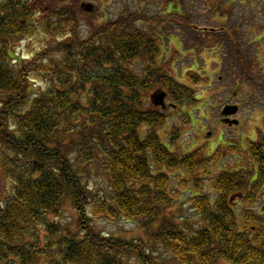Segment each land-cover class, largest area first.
<instances>
[{"label": "trees", "instance_id": "trees-1", "mask_svg": "<svg viewBox=\"0 0 264 264\" xmlns=\"http://www.w3.org/2000/svg\"><path fill=\"white\" fill-rule=\"evenodd\" d=\"M129 17L82 38L70 5L0 0V173L13 184L0 206V264H36L40 258L42 264H127L130 257L156 263L147 260L143 242L97 231L91 222L98 218H129L142 229L161 219L155 238L167 241L182 264H214L219 258L264 263V232H241L226 201L245 187L246 176L216 177L214 206L202 194L194 197L206 221L191 236L164 217L170 177L153 175L152 168L190 172L199 166L198 153L177 158L162 144L155 128L165 114L154 104L146 108L144 93L158 86L174 103L194 104L195 97L155 66L158 35L132 29L137 16ZM171 19L184 18L169 13L152 22L162 26ZM40 36L43 41L24 60L7 41ZM137 65L142 76L134 72ZM36 82L44 86L33 94ZM250 150L257 159V178L249 182L255 189L264 181V140L250 142ZM96 156L104 159L108 198L89 196L85 183L86 166ZM66 198L76 216L73 227L49 219L59 215Z\"/></svg>", "mask_w": 264, "mask_h": 264}, {"label": "rangeland", "instance_id": "rangeland-1", "mask_svg": "<svg viewBox=\"0 0 264 264\" xmlns=\"http://www.w3.org/2000/svg\"><path fill=\"white\" fill-rule=\"evenodd\" d=\"M43 3L56 8L68 5L74 8L82 38L89 37L108 21L137 16L132 20V29L137 28L151 37L154 33L158 35L155 66L192 89L194 104L174 103L167 96L163 110L158 108L166 117L164 124L155 128L162 144L177 158L195 149L198 153L195 158L199 166L190 172L170 170L166 166L152 168L153 175L163 172L170 177L166 192L171 202L163 210L169 223L189 233L188 236L201 230L206 219L195 208L194 197L202 194L214 206L215 178L236 173L248 179L244 188L228 195L226 200L235 213L238 229L248 236L258 230L264 232V181L255 189L249 185L257 178V159L248 153L251 141L264 140V0H43ZM88 5L89 12L85 10ZM169 13L182 16L183 22L171 19L162 26L152 22L154 17H166ZM38 40L43 41V37L31 40L13 37L7 41L24 60L30 58L31 46L38 47ZM133 69L138 75L143 73L140 65ZM43 86L33 83L31 92L35 94ZM159 90L162 88L157 86L144 93L146 108H156L150 95ZM227 107L238 108L235 118L239 126L231 127L222 121L223 117L237 112L223 114ZM144 132L146 126L142 125L139 135L143 137ZM237 143L245 149L237 150ZM208 158L210 161L201 164V160ZM103 161V157L96 156L86 166L84 177L89 196L108 198L110 195ZM12 191V182L0 173V206ZM75 217L66 198L59 215H50L49 219L73 227ZM91 223L105 235L143 242L147 260L156 261L153 264H182L174 257L167 241L155 238L154 234L162 229L161 219L148 229H142L139 221L129 218L115 221L98 218ZM42 261L40 258L36 264ZM126 263L145 264L135 257ZM214 264L234 263L219 258Z\"/></svg>", "mask_w": 264, "mask_h": 264}, {"label": "water", "instance_id": "water-1", "mask_svg": "<svg viewBox=\"0 0 264 264\" xmlns=\"http://www.w3.org/2000/svg\"><path fill=\"white\" fill-rule=\"evenodd\" d=\"M86 11H91V6L88 5L86 8H85ZM166 94L165 92L163 91H158L155 93L154 96H152V99L154 98V104L155 105H159V106H162L164 107V98H165ZM232 108L230 107H227L223 110V114H232L234 112H236L237 108L234 107V110H231Z\"/></svg>", "mask_w": 264, "mask_h": 264}, {"label": "flooded vegetation", "instance_id": "flooded-vegetation-1", "mask_svg": "<svg viewBox=\"0 0 264 264\" xmlns=\"http://www.w3.org/2000/svg\"><path fill=\"white\" fill-rule=\"evenodd\" d=\"M238 109V108H237ZM238 111L239 110H237V112L236 113H234L233 115H231L230 117L229 116H227V117H223L222 118V121H224V122H227L231 127L233 126V125H235V126H239V122H238V120L235 118L236 117V115H237V113H238ZM229 121H233V124H231V123H229ZM252 142V141H251ZM237 146L238 147H235L237 150H239V149H241V151H243L245 148L241 145V144H238L237 143ZM249 154H250V152H248ZM251 155V154H250ZM256 173H257V167H256Z\"/></svg>", "mask_w": 264, "mask_h": 264}]
</instances>
